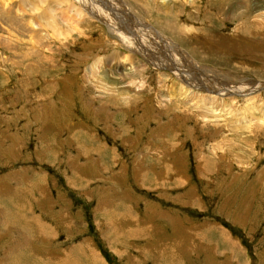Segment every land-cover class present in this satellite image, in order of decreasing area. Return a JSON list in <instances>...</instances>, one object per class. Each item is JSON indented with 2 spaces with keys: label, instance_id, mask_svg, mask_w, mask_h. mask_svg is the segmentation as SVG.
Here are the masks:
<instances>
[{
  "label": "rangeland",
  "instance_id": "obj_1",
  "mask_svg": "<svg viewBox=\"0 0 264 264\" xmlns=\"http://www.w3.org/2000/svg\"><path fill=\"white\" fill-rule=\"evenodd\" d=\"M229 77L264 83V0H0V264H264V87Z\"/></svg>",
  "mask_w": 264,
  "mask_h": 264
},
{
  "label": "bare ground",
  "instance_id": "obj_2",
  "mask_svg": "<svg viewBox=\"0 0 264 264\" xmlns=\"http://www.w3.org/2000/svg\"><path fill=\"white\" fill-rule=\"evenodd\" d=\"M122 1V0H119ZM62 3H65V1H63ZM67 3V2H66ZM208 4V3H207ZM214 9H217L216 7ZM219 10V9H217ZM70 11V9H68V12ZM84 11L87 10H83ZM77 15H80V11L76 10L75 12ZM86 13H89L90 16V12L87 11ZM94 17V14H93ZM96 17V15H95ZM79 18V17H78ZM77 18V19H78ZM170 26V25H169ZM170 30V29H169ZM5 31V30H4ZM10 31V30H9ZM12 31V30H11ZM10 31V32H11ZM146 31L150 34V36H152V40L150 41H146V37H145V33L143 32V36H138L136 34L134 35H130L127 37L130 45L133 48L134 52H137L138 54H140L144 59L146 58V56H152L154 59H156L157 57H160L159 61H153L150 59V61H152L155 65H159L160 67H167L168 69H171L173 72L176 71L177 67H182V68H194L197 65V62L195 64V61H193V59L191 58V60H189V55L187 54V52L185 50H182L179 43H177L173 38H177L179 40H183L182 38L184 37L182 33H179L176 29L173 32L174 36H171L173 34H171L170 36H162L160 33H158L157 31H159L158 29H156L155 27L147 24L146 25ZM172 32V31H171ZM9 33V32H8ZM41 33V32H40ZM153 33H156L153 34ZM10 34V33H9ZM13 38V37H12ZM263 43V42H262ZM192 46V45H191ZM190 46V47H191ZM204 51V50H203ZM176 56H178L179 58H176ZM124 57V56H123ZM126 57V56H125ZM162 60V61H161ZM200 62V61H199ZM182 71H180V76L178 75L177 72H175V75L177 77H183L184 79H188L185 76H182ZM216 75L218 76V74L216 73ZM230 78V82L229 84L231 85H235L237 86V90H241V87H244V90H242L243 93H245V96H249L248 97V101L250 100H255L257 98V96H252L248 91L251 90L254 93H258L256 92L259 88L264 87V83H256V85L250 86L251 81H249V83L247 82V84H242L240 85V80H237L233 77H229ZM220 79V78H219ZM201 82H202V86L206 87L207 89H213L215 87V85L217 84H221L220 81H217V79H215L213 82L210 79H206L205 77L201 78ZM253 84V83H252ZM208 86V87H207ZM222 86H224L222 84ZM250 86L249 89L245 88ZM243 89V88H242ZM259 97V96H258ZM215 98V96H214ZM210 99V98H209ZM208 99V100H209ZM211 99H213V97H211ZM260 99V98H259ZM217 101V100H216ZM221 101V99H220ZM247 101V102H248ZM213 102V101H211ZM222 102V101H221ZM226 102V101H225ZM205 103V102H204ZM254 103V102H253ZM207 105V104H206ZM208 105H210V101L208 103ZM212 105V104H211ZM246 105V104H245ZM226 106V105H225ZM248 107V106H247ZM246 107V108H247ZM207 108V107H206ZM244 108V109H246ZM253 108V107H252ZM208 109V108H207ZM214 109V108H213ZM209 110V109H208ZM216 110V109H215ZM247 110V109H246ZM204 111V110H203ZM211 111V110H210ZM217 111V110H216ZM205 112V111H204ZM211 113V112H210ZM213 113V112H212ZM219 113V112H218ZM264 114V112H263ZM217 115V114H216ZM211 116V115H210ZM252 117V115H251ZM262 119L264 120V115L262 116Z\"/></svg>",
  "mask_w": 264,
  "mask_h": 264
}]
</instances>
